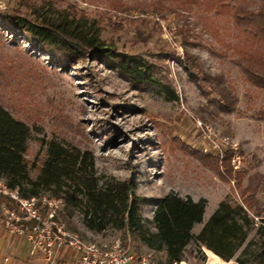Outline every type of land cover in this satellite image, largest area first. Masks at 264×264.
<instances>
[{
	"label": "rangeland",
	"instance_id": "obj_1",
	"mask_svg": "<svg viewBox=\"0 0 264 264\" xmlns=\"http://www.w3.org/2000/svg\"><path fill=\"white\" fill-rule=\"evenodd\" d=\"M150 1L121 0L131 7L118 11L112 7L113 0H81L82 4L75 0H0V9L22 6L23 11L31 4L47 9L70 2L98 23L103 40L158 69V85L138 89L116 69L90 57L65 65L0 22V102L32 128L25 156L33 177L45 158V142L59 139L76 144L93 153L100 176L130 178L136 183L135 193L147 198L142 214L148 218L171 191L204 201L203 220L193 229L197 233L220 201L240 200L234 181L225 182L184 146L210 153L220 162L226 151L231 152L233 169L246 172L243 186L255 172L264 174V119L258 117L264 113V92L248 82L233 61L246 54H264V47L248 40L230 13L210 9L207 0L184 2L175 13H158ZM231 1L254 8L262 3ZM125 18L144 22L124 24ZM184 49L199 57L205 71L222 77L237 96L234 112L220 111L215 91L211 89L206 97L188 79L178 61ZM257 197L264 208V185ZM81 218L78 212L61 217L67 228L85 240L107 245L121 237L118 231L93 233ZM2 228L0 264H36L28 256L25 238ZM252 237L253 233L247 241ZM140 252L164 264L162 252L145 246ZM240 252L225 264L235 263ZM183 259L186 264H224L194 243Z\"/></svg>",
	"mask_w": 264,
	"mask_h": 264
},
{
	"label": "trees",
	"instance_id": "obj_2",
	"mask_svg": "<svg viewBox=\"0 0 264 264\" xmlns=\"http://www.w3.org/2000/svg\"><path fill=\"white\" fill-rule=\"evenodd\" d=\"M84 1L93 3L95 0ZM184 2L196 3V0H151L150 6L158 13H175ZM65 3L63 7L47 9L31 4L26 11L22 6L3 8L0 9V22L14 34L25 36L41 50L65 61V65L90 57L110 65L138 89L158 85L156 66L138 56L118 51L102 39L100 26L89 19L84 10L70 2ZM206 3L216 12L230 13L248 40L257 47H264V0L257 8L231 0H207ZM112 7L124 11L131 6L113 0ZM143 22L141 18L123 21L132 25ZM170 56L173 58L174 54ZM178 61L188 79L204 96L208 97L211 89L215 91L220 111H235L237 96L221 76L205 71L199 57L187 49ZM233 61L247 81L264 92V54H246ZM258 117L264 119V113L260 112ZM31 137V126L15 117L0 102V180L7 187L18 186L20 196L48 193L61 198L64 202L62 218L78 212L87 230L93 233L118 231L124 245L128 242L136 244L133 248L136 252L141 251V246L152 252H162L164 264L184 260L183 255L192 243L226 262L241 249L233 264H264V208L257 197L264 185V174L255 172L243 186L246 172L233 169L231 152L226 151L220 162L210 153L184 146L225 182L234 181L240 200L220 201L200 230L194 233V227L203 220L204 201L171 191L158 201L152 217L148 218L142 214L147 198L135 193L136 183L130 178L100 176L93 153L76 144L59 139L45 142V158L33 177L25 156ZM4 200L5 197L0 196V202ZM251 233L253 237L247 241Z\"/></svg>",
	"mask_w": 264,
	"mask_h": 264
},
{
	"label": "built area",
	"instance_id": "obj_3",
	"mask_svg": "<svg viewBox=\"0 0 264 264\" xmlns=\"http://www.w3.org/2000/svg\"><path fill=\"white\" fill-rule=\"evenodd\" d=\"M0 196L5 197L0 202V224L10 234L25 238L28 256L36 264H156L149 254L134 251L131 243L124 245L119 237L101 245L67 228L60 216L61 198L46 194L22 197L18 186L7 187L2 180Z\"/></svg>",
	"mask_w": 264,
	"mask_h": 264
},
{
	"label": "crops",
	"instance_id": "obj_4",
	"mask_svg": "<svg viewBox=\"0 0 264 264\" xmlns=\"http://www.w3.org/2000/svg\"><path fill=\"white\" fill-rule=\"evenodd\" d=\"M200 224V223H199ZM198 225V224H197ZM0 228H2V225L0 224ZM3 229V228H2ZM61 253H65V251H62ZM67 254V253H66ZM68 255V254H67ZM21 258L23 259L24 258V256H22L21 255ZM27 258H24V260H26ZM226 262L224 261V264H225Z\"/></svg>",
	"mask_w": 264,
	"mask_h": 264
}]
</instances>
